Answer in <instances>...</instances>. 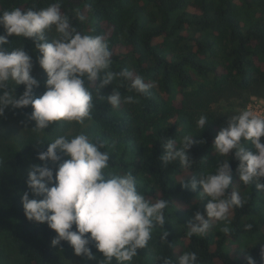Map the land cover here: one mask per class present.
Here are the masks:
<instances>
[{
	"label": "trees",
	"instance_id": "obj_1",
	"mask_svg": "<svg viewBox=\"0 0 264 264\" xmlns=\"http://www.w3.org/2000/svg\"><path fill=\"white\" fill-rule=\"evenodd\" d=\"M52 3L60 4L61 13L69 16L78 32L100 35L107 41L112 60L107 71L131 74L129 79L117 77L102 89L99 80L86 81L94 107L91 119L76 125L79 133L105 144L102 151L110 152L111 171L132 172L138 192L146 199L170 202L163 225L168 232L166 241L160 239L161 230L155 229L148 246L138 250L136 257L150 256L154 264L169 258L175 264L188 251L196 253L197 264H247L246 256L255 264H264V192L256 189L255 181L242 184L234 153L227 156L232 170L229 191L238 190L246 203L230 211L227 224L210 219L204 236L189 238L188 223L195 212H204L207 200L201 202L199 186L195 191L186 186L200 174L214 173L226 159L215 153L212 144L228 119L240 111L214 105L264 87V0H0V12L46 8ZM55 35L52 30L50 42ZM7 39L4 47L8 51L21 46L26 53L37 50L30 38ZM137 76L153 84L146 94L131 89V80ZM33 77L39 81V87L33 89V97L38 98L46 91V78ZM113 89L121 92L118 107L107 100ZM23 90L18 85L15 94L19 96ZM128 96L134 98L132 103L123 102ZM31 112V106L9 105L0 116V129L10 117L30 116ZM201 115L208 119L202 130L196 124ZM54 128L51 125L42 133L0 142V261L6 264L12 260L14 264H65V253L73 251L67 241L53 246L54 230L46 223L28 220L21 202L25 192L34 198L26 184L27 171L32 164L45 163L37 157L48 142L59 135L79 134H54ZM184 136H192L193 144L186 153L192 168L179 161L162 166L164 141L172 138L179 146ZM246 148L255 153L251 142ZM64 159L61 156L47 166L55 171ZM249 224L252 227L246 230ZM5 244L16 256L5 252ZM88 247L93 257L103 258L94 241Z\"/></svg>",
	"mask_w": 264,
	"mask_h": 264
},
{
	"label": "clouds",
	"instance_id": "obj_2",
	"mask_svg": "<svg viewBox=\"0 0 264 264\" xmlns=\"http://www.w3.org/2000/svg\"><path fill=\"white\" fill-rule=\"evenodd\" d=\"M0 28L4 29V34L0 35V116L9 105L14 108L31 106L30 119L35 126L30 130L35 133L44 132L53 122L83 126L91 119L93 93L86 87V81L99 80L98 87L102 89L117 77H131L127 70L107 71L112 63L107 41L100 35L78 32L69 16L61 13L59 3L40 9L14 8L0 12ZM50 30L56 35L51 42H45ZM8 36L32 39L40 53L38 64L47 79L46 91L38 98L33 97V89L39 87V81L31 74L32 58L22 46L8 51L4 47L9 42ZM18 85L24 86L19 96L15 94ZM130 87L146 94L153 84L137 76L131 80ZM107 100L118 107L122 102L121 92L113 89ZM133 100L132 96L123 98L125 103ZM207 122V117L201 115L196 124L202 130ZM192 136H184L179 146L175 139H166L160 157L162 166L179 161L181 166L192 168L193 162L186 154L193 144ZM261 137H264V116L253 115L247 110L231 116L227 127L219 130L212 148L226 159L214 173L200 174L198 180L193 179L186 185L193 191L199 186L201 202L207 200L204 212H195L188 223L189 238L204 236L210 228V219L227 224L230 211L246 203L238 190L232 187L229 191L232 170L227 156L230 152L239 161L237 171L242 184L248 186L255 181L256 189L264 192ZM249 142L255 153L247 150ZM104 148L103 142H93L83 132L74 136L59 135L48 142L47 149L37 157L45 163L32 164L27 171L26 184L34 198H29V192L22 195L23 211L28 220L46 223L54 230L53 246L67 241L76 256L93 259L88 247L91 240L103 255L102 264H113V260L116 264H133L138 250L148 246L155 229L161 230L160 239L166 241L168 232L163 225L170 202L162 198L154 202L146 199L138 192V180L132 172L111 171L110 152L102 151ZM61 156L66 159L55 171L47 166V162L60 161ZM251 227L249 224L245 229ZM224 231L228 232L229 228L225 227ZM246 261L255 264L251 256H246ZM163 264H173V261L164 258ZM175 264H197V255L186 251L177 257Z\"/></svg>",
	"mask_w": 264,
	"mask_h": 264
},
{
	"label": "rangeland",
	"instance_id": "obj_3",
	"mask_svg": "<svg viewBox=\"0 0 264 264\" xmlns=\"http://www.w3.org/2000/svg\"><path fill=\"white\" fill-rule=\"evenodd\" d=\"M52 34V30L47 33L46 41H49V35ZM33 62L32 75L39 76L47 79L46 73L38 64V57L40 55L38 50H34L27 53ZM215 108L221 110L234 109L236 111L247 110L253 115L264 116V87L255 88L250 91H246L235 98H230L228 100H221L214 105ZM11 119L0 129V142L5 140L15 141L17 138L26 135L27 133H34L31 128L35 126V122L30 119V116L26 115H17L15 117H10ZM51 125L55 126L52 130L54 134L64 133L71 134L78 132V125L75 123H68L64 121L53 122ZM50 125V126H51ZM47 129V128H46ZM44 129V130H46ZM42 133V132H41ZM79 133V132H78ZM5 252L10 254L11 257L14 255L13 249L8 245H4ZM66 262L65 264H102L103 258L94 256L93 259H88L83 256H76L74 252H66ZM16 256V255H14ZM15 258V257H14ZM7 261L1 260L0 264H6ZM10 264H14L13 260L10 261ZM133 264H154L152 257L147 256L145 258H134Z\"/></svg>",
	"mask_w": 264,
	"mask_h": 264
}]
</instances>
